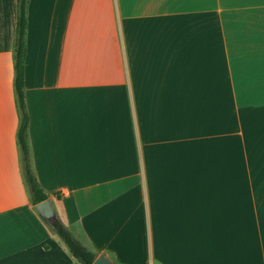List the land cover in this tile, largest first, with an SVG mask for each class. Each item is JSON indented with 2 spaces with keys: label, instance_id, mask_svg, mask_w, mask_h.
Returning a JSON list of instances; mask_svg holds the SVG:
<instances>
[{
  "label": "crops",
  "instance_id": "0c3cea01",
  "mask_svg": "<svg viewBox=\"0 0 264 264\" xmlns=\"http://www.w3.org/2000/svg\"><path fill=\"white\" fill-rule=\"evenodd\" d=\"M18 0H0V264H79L18 141ZM30 164L117 264H264V0H29Z\"/></svg>",
  "mask_w": 264,
  "mask_h": 264
},
{
  "label": "trees",
  "instance_id": "16d2710c",
  "mask_svg": "<svg viewBox=\"0 0 264 264\" xmlns=\"http://www.w3.org/2000/svg\"><path fill=\"white\" fill-rule=\"evenodd\" d=\"M28 1L18 0V21L15 43V91L18 106L21 112V124L18 131V141L22 148L26 181L32 194V203H38L48 199V193L40 186L30 164V151L28 143L29 113L26 105L24 90V62L27 51V29H28ZM60 238L79 264H93L98 256L97 251L85 247L75 235L65 228L60 222L53 225ZM120 264V263H119Z\"/></svg>",
  "mask_w": 264,
  "mask_h": 264
},
{
  "label": "water",
  "instance_id": "95a60500",
  "mask_svg": "<svg viewBox=\"0 0 264 264\" xmlns=\"http://www.w3.org/2000/svg\"><path fill=\"white\" fill-rule=\"evenodd\" d=\"M36 210L49 224L53 225L55 222H58V217L50 200L47 199L38 203L36 205ZM93 264H117V263L109 257L108 253L102 252L97 256Z\"/></svg>",
  "mask_w": 264,
  "mask_h": 264
}]
</instances>
